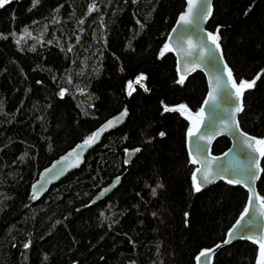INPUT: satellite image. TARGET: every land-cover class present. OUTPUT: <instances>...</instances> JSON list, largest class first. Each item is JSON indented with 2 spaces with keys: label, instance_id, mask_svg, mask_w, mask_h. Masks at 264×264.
Here are the masks:
<instances>
[{
  "label": "trees",
  "instance_id": "16d2710c",
  "mask_svg": "<svg viewBox=\"0 0 264 264\" xmlns=\"http://www.w3.org/2000/svg\"><path fill=\"white\" fill-rule=\"evenodd\" d=\"M185 4L22 0L0 8V264H195L197 253L225 239L248 192L226 181L194 192L190 120L163 110L184 104L197 112L207 93L202 72L178 83L174 54L160 55ZM217 27L238 84L260 74L243 93L238 122L264 137V0H213L207 29ZM124 107V125L31 199L43 168ZM229 144L219 137L211 152ZM131 148L140 151L125 164ZM116 176L118 187L90 204ZM257 191L264 196V171ZM258 255L254 242L238 240L219 248L212 264H256Z\"/></svg>",
  "mask_w": 264,
  "mask_h": 264
},
{
  "label": "water",
  "instance_id": "95a60500",
  "mask_svg": "<svg viewBox=\"0 0 264 264\" xmlns=\"http://www.w3.org/2000/svg\"><path fill=\"white\" fill-rule=\"evenodd\" d=\"M11 1H19L20 2L22 0H11ZM194 2H195L196 7L193 9V14L190 17V19H192L194 21V24L193 25L178 24V20H179V17L181 16V14L187 12V10H188L187 0H186L184 10L179 14L175 24L170 29V31L166 37L165 43L169 44L171 46V48L174 49L171 52L174 54V56L176 58V70H177V76L179 79L181 78V76H184V79H186L187 77H189L191 74H193L195 72H202L203 73V75L206 79V84H207V93L205 95L204 100L207 99L209 91H211L213 87H217V85H216L217 78H219V86L217 87L216 100L210 104H207V105H205L204 101H203V103L200 106V108L203 107L205 109V112H204L203 122L200 124V130L197 133V135L210 136L211 137L210 140H208V141H197V139L195 137L189 138L187 135V132H188V129L190 127H193V120L189 119L186 115H183L190 120V126L186 131L187 153H188L190 161H191L193 156L196 157L197 160H201V161H203L205 158H207L208 160H212L213 157H218L219 160L216 161L212 165L213 171L215 172L217 170L218 165L222 164V165L228 166L230 171L227 174L226 179L231 178V179L242 180L243 183H240V184L234 183V185H239V186H242L243 188H245L248 192V197H249V195L255 196V194H258L257 182L260 178L261 171H257V176L259 178L254 179L250 182L249 186L252 189V192L250 193L249 187H245V184H248L249 181L247 179L245 172L241 171V166H246V164H247V161L245 158V153L252 155L253 152L251 149H248L246 145H240L237 142V138H238L239 133L240 132L247 133V132L244 131L240 127V125H239V129L237 130L235 128V123H233V121H238V117L241 113V112H235V105H236V103L240 102L241 100L243 102V97L237 98L235 96V89L232 88L231 81L228 79L227 72L223 70V64L226 63V60L223 56L221 46H220L219 52L216 53L215 58H213L211 53H210V49H212L214 47L212 45L211 41L207 39V33L211 32L207 29V23H208V20L210 17H208L207 20H205V21H199V27L198 28L195 26V22L197 20V14H198V12L202 6L210 7L211 12H212L213 0H194ZM174 28L177 29L176 32H173ZM211 33H213V32H211ZM181 36L183 37V39H180ZM189 41H191V44L195 45V47L190 46ZM181 49H183L184 51H181ZM186 52H191V56H187ZM221 53H222V58H221ZM233 78H235L234 75H233ZM237 84H238V82H237ZM125 108L126 107H124L123 110H121L120 112H118V113L110 116L108 119H106L102 124H100L94 130V132L97 129H99L102 125H104L108 120L119 116L120 113L125 110ZM200 108L198 109L197 112H199ZM197 112H191L190 111V114L192 117H195ZM127 117H128V112L125 115L122 122H120L119 124L108 129L107 131H105L100 136L99 140L95 144H92L90 147H87L83 151L82 155L79 156L77 167L68 168L66 171H63V174H59L60 171L64 168V166L67 163H69V162L76 163L77 162V159L75 156L70 157L69 161H64L63 158L65 156H68L69 153H72L73 149H75L78 144H81L83 140L79 141L72 148L68 149L66 152H64L63 154H61L57 158H55L49 165H47L45 168H43L39 172L37 178L31 184V190H30L31 196H32V185L37 184L38 181L40 182L39 184H37V191L38 192L40 191L41 185H43V191L40 192V195L37 198V199H40L43 195H45L48 192V190L51 188V186H53L54 184L61 181L68 174L79 169L82 166V164L84 163L85 156L95 146H97L101 142L103 137L108 132L113 131V130L121 127L122 125H124V123L127 120ZM229 123H231L232 126L226 128V125ZM249 135L253 136L251 134H249ZM222 136L229 139V141H230L229 147L224 152H222L221 154L215 155L211 152L212 145L216 139H218L219 137H222ZM239 138L243 139V137H239ZM197 143L207 144V148H208L207 152L201 153V152L196 151ZM135 149H138V148L128 149V152L132 153L130 159H129L128 155L126 154V151H125L124 162L126 159H128L127 164L131 163L133 158L139 152V151L134 152L133 150H135ZM230 149L232 150L231 152H229ZM77 151H79V150H77ZM224 153H228V155L224 156ZM255 157H256V162L259 163V166L261 169V161H262L263 157L260 156L258 153H255ZM58 162H60V163H58ZM54 164L57 165V167L55 169H53L52 172L46 173L45 170L52 168V166ZM195 165H196L195 168L200 167L199 164H195ZM252 167L255 168V163L252 164ZM116 177L120 178L119 182L116 183V186L110 188L109 191L105 192L103 194V196H101L100 193L104 189L109 188L110 185H112L114 183V181L116 180ZM116 177H114L109 183L102 186L96 192V194L90 200V204L93 205V204H97V203L103 201L106 197H108L118 187V185L120 184L121 177L120 176H116ZM226 179L225 180L217 179L215 181V183H217L219 181H226ZM215 183L210 184L207 187H204L202 189L208 188V187L214 185ZM247 201H248V199H247ZM246 205H247V202H246ZM239 218H240V216H239ZM248 218H254L255 223H254V226L252 228V231L246 233L245 235H251V236H255V237L264 236V216H261L260 209H259V201H255L254 206L249 208V217H246L245 221H242V223H246ZM236 221L230 227V229L233 228V226L236 224ZM229 230H228V232H229ZM227 233H226L225 239L227 238ZM238 240H249V241L254 242L253 240L247 239V238L238 239V238L233 237L231 239V242L228 244L234 243ZM228 244H223L222 242H219L216 244V245H221L218 248L216 247V245L211 247V248H206V249H214L213 253L210 254V264H212L213 257H214V254L216 253V251L219 248H221L222 246H226ZM255 244L259 248V245L257 243H255ZM202 250H204V249H202ZM199 253H197L196 257L199 255ZM196 257H195V264H197ZM70 264H75V263H70ZM200 264H204V261L202 260L200 262Z\"/></svg>",
  "mask_w": 264,
  "mask_h": 264
},
{
  "label": "snow or ice",
  "instance_id": "6c2138e0",
  "mask_svg": "<svg viewBox=\"0 0 264 264\" xmlns=\"http://www.w3.org/2000/svg\"><path fill=\"white\" fill-rule=\"evenodd\" d=\"M35 2V0H34ZM133 2H135V0H133ZM11 3V0H0V8H3L5 5ZM187 6H188V10L187 12L181 14V16L179 17L178 20V24L181 25H193L194 21L192 19H190V17L193 14V9L196 7L194 0H187ZM95 9V5L93 4L92 6H90L89 11H93ZM212 15L211 12V8L210 7H204L202 6L201 9L199 10L198 14H197V20L195 22V26L198 28L199 27V21H205L207 20L208 17H210ZM177 29H173V32H176ZM219 32L220 29L219 27H217L216 32L215 33H207V39L211 41L212 45L214 46L212 49H210V53L212 55L213 58L216 57V53L219 52L220 50V43H219ZM180 39H183V37L181 36ZM190 46L195 47V45L191 44V41H189ZM71 49H69L70 51ZM174 49L171 48V46L167 43H165V45L163 46L160 55L163 56L165 54V52H170L173 51ZM181 51H184L183 49H181ZM187 56H191V52H186ZM202 58V57H201ZM221 58H222V53H221ZM198 66V65H197ZM223 70L227 72L228 75V79L231 81V85L232 88L235 89V96L237 98H242L243 97V93L247 90L252 88L255 83L256 80L260 78V74L258 73L256 75L255 78H253L252 80H244L241 79L239 81V84H237V81L235 78H233V73H232V69L228 67V65L225 63L223 64ZM264 71V70H262ZM143 79V74H141V76L137 77L136 79V83H139L140 80ZM184 80V76H181L180 80L177 81L178 83H183ZM132 82L129 81V86H131ZM216 85L217 87L219 86V78H217L216 81ZM142 86V85H141ZM217 87H213L211 91H209L207 99L204 100V104H210L212 102H214L216 100V92H217ZM147 91V89H145ZM134 91V89H133ZM65 90L61 89L59 95L62 97L64 95ZM129 95H131V91L128 93ZM163 104V102H161ZM165 112L168 111H179L182 115H187V117L189 119L193 120V127H190L188 129L187 135L189 138L195 137L197 139V141H208L211 139L210 136H206V135H197V133L200 130V124L203 122L204 119V112L205 109L203 107L200 108L199 112L196 113L195 117H192L190 114V109L188 108L187 105L181 104V105H177L174 107H169L167 105H164V109ZM244 110V105L242 100L238 103H236L235 105V112H242ZM127 114V109L125 108V110L123 112L120 113L119 116L114 117L113 119L108 120L104 125H102L99 129H97L95 132H93L90 136L85 137V139L82 141L81 144H78L76 146L75 149H73L72 153H69L68 156H65L63 158L64 161H69L70 157L75 156L77 159L76 163L73 162H69L67 163L64 168L60 171L59 174H63V171H66L68 168H72V167H77L78 166V158L80 155H82L83 151L87 148L90 147L92 144H95L100 136L107 131L108 129L114 127L115 125L119 124L120 122L123 121L125 115ZM233 123H235V128L238 130L239 129V122L238 121H233ZM232 124L229 123L226 125L227 127H231ZM159 135L162 137L165 135V133L161 132L159 133ZM239 137H243V139H240ZM237 142L240 145H246L248 149H251L253 154L249 155L248 153H245V158L247 161L246 166H241V171H244L247 179L249 181L248 184H245V187H249V192H252L250 185V182L254 179L259 178L257 176V171H264V169H260L259 163L256 162V157H255V153H258L260 156L264 157V137H254V136H250L248 133H244V132H240L237 138ZM79 150V151H77ZM208 148H207V144H201V143H197L196 146V151L198 152H207ZM134 152H138L140 151V149H135L133 150ZM232 150L230 149L229 152H231ZM126 154L128 155L129 159L131 158L132 153H129L128 150H126ZM228 153H224V156H227ZM219 158L218 157H213L212 160H208L207 158H205L203 161L201 160H197L196 157H192L191 159V163L192 164H199L200 167L195 168V170L192 171L191 173V179H192V184H193V191L194 192H200L202 190V188L207 187L210 184L215 183V181L217 179L220 180H225L227 174L229 173L230 169L228 166L225 165H218L217 166V170L214 172L213 171V167L212 165L218 161ZM60 163V162H58ZM125 163H128V159L125 160ZM255 163V168L252 167V164ZM57 167V165H53L52 168L50 169H46L45 172H52L53 169H55ZM55 178V177H54ZM119 177H116V180L114 181V183L112 185H110L109 188L104 189L100 195L103 196V194L107 191L110 190V188L115 187L116 183L119 182ZM226 182L228 184H240L243 183L242 180L240 179H231L228 178L226 179ZM40 182L38 181L37 184H39ZM37 184L32 185V196L31 199L36 200L39 195L40 192L43 191V185H41L40 191H37ZM158 187H160V185H158ZM152 193L153 195L156 194V188L152 189ZM255 201H259V209H260V213L261 216H264V196H260L259 194H255V196L253 195H249L248 197V201H247V205L245 206L243 212L240 214V218L237 219L236 224L233 226L232 229L229 230V232L227 233V238L222 241L223 244H228L231 242V239L233 237L238 238V239H251L253 240L255 243H257L259 245V260L257 261V264H264V236L261 237H255V236H251V235H245L246 233L252 231V228L254 226L255 223V219L254 218H248L246 223H242V221H245L246 217H249V208L254 206ZM188 216V213H185V217ZM30 246L29 243H25L24 244V248L27 249ZM221 245H216V247H220ZM214 249H204L202 250L199 255L196 257L197 260V264H200V262L203 260L204 264H210V254L213 253Z\"/></svg>",
  "mask_w": 264,
  "mask_h": 264
},
{
  "label": "rangeland",
  "instance_id": "374dc122",
  "mask_svg": "<svg viewBox=\"0 0 264 264\" xmlns=\"http://www.w3.org/2000/svg\"><path fill=\"white\" fill-rule=\"evenodd\" d=\"M187 116V115H186ZM259 258H260V256H258V259H257V261L259 260ZM256 264H257V262H256Z\"/></svg>",
  "mask_w": 264,
  "mask_h": 264
},
{
  "label": "bare ground",
  "instance_id": "6f19581e",
  "mask_svg": "<svg viewBox=\"0 0 264 264\" xmlns=\"http://www.w3.org/2000/svg\"><path fill=\"white\" fill-rule=\"evenodd\" d=\"M175 60H176V58H175ZM177 71V70H176Z\"/></svg>",
  "mask_w": 264,
  "mask_h": 264
}]
</instances>
